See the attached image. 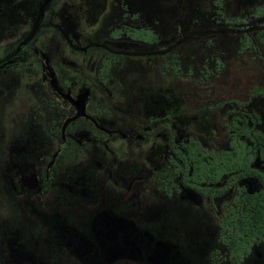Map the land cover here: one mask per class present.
<instances>
[{"label":"flooded vegetation","instance_id":"1","mask_svg":"<svg viewBox=\"0 0 264 264\" xmlns=\"http://www.w3.org/2000/svg\"><path fill=\"white\" fill-rule=\"evenodd\" d=\"M0 264H264V0H0Z\"/></svg>","mask_w":264,"mask_h":264},{"label":"rangeland","instance_id":"2","mask_svg":"<svg viewBox=\"0 0 264 264\" xmlns=\"http://www.w3.org/2000/svg\"><path fill=\"white\" fill-rule=\"evenodd\" d=\"M211 1V0H210ZM235 8H231V10H234ZM226 44H227V47H230L231 49H234V42H235V39H229L228 37L226 38Z\"/></svg>","mask_w":264,"mask_h":264}]
</instances>
